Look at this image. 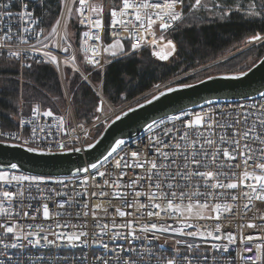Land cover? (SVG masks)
Segmentation results:
<instances>
[{"label":"snow or ice","instance_id":"snow-or-ice-1","mask_svg":"<svg viewBox=\"0 0 264 264\" xmlns=\"http://www.w3.org/2000/svg\"><path fill=\"white\" fill-rule=\"evenodd\" d=\"M105 7V0H59L45 35L40 25L46 16L52 19V0H0V48L18 61L38 53L91 83V71L79 67L68 34L74 14L88 29L80 34V47L93 69L145 47L168 61L178 52L169 38L173 33L182 35L181 44L195 43L202 25L230 21L233 13L264 26V0H113L107 13ZM260 41L264 35L257 33L247 42ZM191 87L182 83L162 91L158 83V94L145 103ZM259 95L254 104L180 108L148 123L146 142L134 150L117 139L102 161L77 166L68 175L31 174L16 162H0V264H51L32 250L65 247L80 248L81 255L63 264H264V92ZM96 96L100 115L94 119L103 124L108 117L101 119L102 87ZM137 107L144 104L137 100ZM135 110L129 107L115 120ZM17 111L16 131L0 122V145L45 156L85 150L54 138L53 125L40 122L41 116L53 117L57 132L68 134L64 118L50 108L35 103L28 118L22 108ZM160 240L164 244L156 243Z\"/></svg>","mask_w":264,"mask_h":264},{"label":"trees","instance_id":"trees-1","mask_svg":"<svg viewBox=\"0 0 264 264\" xmlns=\"http://www.w3.org/2000/svg\"><path fill=\"white\" fill-rule=\"evenodd\" d=\"M58 2L59 0H52V19L49 21L46 16L44 20L47 28L50 27V23L54 21L56 15L58 14ZM112 2L113 0H105L106 13L108 8L112 6ZM231 2L234 4L236 0H231ZM37 14H39V12H37ZM70 32L72 33L71 39L75 40V43H73L76 45L79 31L75 24L71 25ZM263 32L264 26H262L259 22H249L242 19L239 13H233L230 21L214 22L202 25L199 39L195 43L185 42L181 44L180 41L182 39V35L180 33H173L169 36V38H172L177 42L178 52L177 55L172 57L167 63H155L151 61L148 53L145 52L147 50H145L140 52L141 58H137L136 55V57H124L122 59L114 60L113 63L108 64L105 68L102 78L100 77V74L96 73L93 75L94 77L92 78V82L98 84L101 81H104L102 86L100 84V87H102V96L111 105H120L123 102H130L141 95L148 93L154 88V85L158 83H163L169 78L195 70L198 65L211 61L232 45L242 40L246 43L251 36L256 35L257 33L262 35ZM74 35L75 37H73ZM263 56L264 53L260 55L259 60ZM239 58L240 57H236L235 59L229 60L231 63H224L222 68H220L223 69V73H218L216 75L237 74L248 70L246 69L241 71L237 69V65L241 62L243 57L237 64L233 62ZM259 60H257V62ZM5 62L7 63V61ZM65 69L64 71L67 72L68 69ZM25 72H30V75L23 87L25 89V95L45 101V109L50 108L53 111L54 108H57V100L62 98V92L61 83L53 68L49 66L32 65L30 68L26 69ZM9 73H15V71L13 70ZM63 82H65L64 77ZM9 84L11 92L7 90L5 92H0V110H10V101L17 100L18 85L13 80L9 82ZM69 84L72 89L76 86L74 83ZM72 99L77 108L76 112L79 115L84 113L85 116H88L93 109V105L96 104L94 94L85 84L78 85L73 93ZM53 112L55 114H59L58 112ZM29 113L30 112L27 114ZM17 120L18 118L10 120L9 118H3L0 116V122L7 125L6 130H13L16 126ZM78 122L81 121L79 120ZM81 123L87 125L91 124L85 122ZM102 130L94 134L92 140L90 141L91 143L99 136Z\"/></svg>","mask_w":264,"mask_h":264},{"label":"water","instance_id":"water-1","mask_svg":"<svg viewBox=\"0 0 264 264\" xmlns=\"http://www.w3.org/2000/svg\"><path fill=\"white\" fill-rule=\"evenodd\" d=\"M244 73L246 75L239 76V78H233L239 73L210 76L211 79L208 77L201 80L202 82L193 83L194 87L181 88L167 93L151 104L143 101V108L133 106L136 110L129 112L127 116H122L121 120L117 121L113 117L91 143L95 145L91 149L85 146V150L79 153L67 151L45 156L28 153L24 148H13L5 144L0 145V162H16L22 166L21 171L31 174L68 175L69 170L74 172L77 166L102 161L107 152L114 147L115 140L123 139L127 144L142 135L148 123L178 114L180 108L198 111L214 104L240 103L260 99L259 93L264 92V56ZM151 98L152 96L149 99Z\"/></svg>","mask_w":264,"mask_h":264},{"label":"rangeland","instance_id":"rangeland-1","mask_svg":"<svg viewBox=\"0 0 264 264\" xmlns=\"http://www.w3.org/2000/svg\"><path fill=\"white\" fill-rule=\"evenodd\" d=\"M74 20H75V15L73 17L72 22L68 25V34H69L70 38L72 37V33L70 32V29H71V25L74 24ZM41 27L45 28V34H47V31L49 30L50 27L47 28L45 26L44 22L42 23ZM262 35H264V32ZM73 37H75V35ZM71 41L75 43V40L71 39ZM77 42H78V40H77ZM244 42L245 41L242 40V41L232 45L230 48L223 51L222 54L216 56V58H213L211 61H209L207 63L198 65L197 68H195V70H193L191 72H187V73H184L182 75H178L176 77L169 78L168 80L164 81L163 83H160V85H161L160 90H164L165 86H171L172 87V86L182 84V83L193 84V83H196L197 81H199L203 78L213 76V75H216L218 73H223V69H220V68H222V65L224 63L226 64L228 62L231 63L229 60L235 59L236 57H240V58L233 62L235 64H237L239 62V60L243 57L241 59V62L238 63V65H237L238 70L243 71V70L251 68L253 66V64L256 63L257 60H259L260 55H262L264 53V41L253 42V43H248V42L244 43ZM74 43H72V44L76 48L77 44L75 45ZM145 52L148 53L150 60L155 62V63H158V62L159 63L160 62L167 63L172 58V57L169 58L168 61H159L158 59H156L155 57H153L151 55L150 50L149 51L147 50ZM136 55H137V58H141L140 52H136L132 57H136ZM106 58H108V57H106ZM122 58H124V57H118L116 60L122 59ZM125 58H128V57H125ZM8 62L6 63L4 60L0 59V92H5L6 90L11 92V90H10L11 87H10L9 82H11L12 80L15 81L18 85L17 100H16L17 103L16 104L9 103L10 104V110H8V111L0 110V116L3 118H9L10 120H14V118L19 119L20 115H19L17 109L22 108L23 109V116H24L28 112H30L32 105H34L35 103H40L41 108L45 109L46 108V105L44 107L45 101H43L42 99H39V98H32L31 96L25 95V89L23 87L27 81V78L30 75V72H25V70L28 69V67L21 68L20 64L15 67L13 64H11V62H9V63ZM77 63L82 70H85V72L91 71V75L89 76V81L91 83L82 80L80 78L79 73H74L70 67H65L66 69H68V71L67 72L63 71V73H62V76L65 78L64 86L61 85L62 98L57 100V102H58L57 108H54L53 111H55L56 113L58 112L59 115L64 116L63 118L68 116L69 113H72L73 117L77 121L80 120L81 122L91 123V124L98 123V121H96L94 119V116L100 115V113H97L95 111V106L100 99V97L96 96V88L100 87V83H98V84L93 83L92 78L94 77L93 75L96 73L100 74V77L102 78L104 72H99L96 70H90V67H87L83 64V60L80 57L77 59ZM32 65L51 67L50 64L45 63V62H42L39 64H32ZM230 65H232V64H230ZM13 70L15 71V73H9V72H12ZM55 74H56V72H55ZM69 83H74L76 86H74L72 89ZM68 84H69V86H68ZM79 84H85L89 88V90L94 94V96L96 98V104L93 105V109L88 116H85L84 113H82V115L77 114V112H76L77 108L74 105V102L72 99L73 93L75 92V89L78 87ZM156 93H157L156 89L153 88L148 93L143 94L140 97H138V98H136L130 102H123L120 105L119 104L118 105H111L103 97L104 115L101 116V119L104 120L105 117H107L110 114L109 108H112L114 110L119 108V109H122L121 111H123V110L128 109L129 107L136 106L137 100H139V103H142V101L150 98V96H152L153 94H156ZM21 94L23 95V102L22 103L20 102ZM65 96L67 97L68 102H67V99L65 98ZM69 108H70L71 112H70ZM17 121H16V123H17ZM107 122H105L103 124H101L99 122V124L95 128L96 131L94 130L93 135L97 132H100L102 130V128L106 125ZM90 143L91 142L89 141V144Z\"/></svg>","mask_w":264,"mask_h":264},{"label":"built area","instance_id":"built-area-1","mask_svg":"<svg viewBox=\"0 0 264 264\" xmlns=\"http://www.w3.org/2000/svg\"><path fill=\"white\" fill-rule=\"evenodd\" d=\"M95 2H99V0H95ZM14 12L17 11L18 9L17 8H13L12 9ZM39 15V14H37ZM75 15V14H74ZM74 24L76 25V28L78 29V42H77V47L75 48L74 45H73V50L75 52V55L77 56V59L80 57L82 60H83V64L87 67H90V69L92 70H96V71H99V72H104L105 68L108 66V64L105 65V67L103 69H93L91 68L90 65H86V63L84 62V57H85V53H83L80 45L83 43V38L80 36V34L83 32V31H86L88 30L86 26L84 25H81L79 23V18L75 16V20H74ZM42 25V24H41ZM40 25V26H41ZM106 28H107V21H106ZM47 35V34H45ZM157 35H159V31H157ZM18 45L20 48H26L28 47L27 45H23V44H19V41H17ZM73 43V42H72ZM89 43H92L91 41ZM144 50H150L152 52V49L150 47H145L143 48L142 50L138 51V52H141V51H144ZM54 54H57L59 56V58L61 60L64 59V54L62 53H56L55 50H54ZM25 57H28V56H32L34 57L33 59H27V58H24L22 60H17L13 57H11L9 54H8V51L7 49H3V48H0V59L4 60V61H9L11 62L15 67L17 65H21V63H25V64H39L36 62V60H46L47 62L45 63H48L50 64V66L54 69V71L56 72L62 86L63 85V76H62V73L64 71V68L66 66H64L63 64H61V66L59 68H57V66L52 63L50 60H48L47 58H42L38 53H26L24 54ZM87 55H91V53H87ZM106 58V57H105ZM108 59V58H106ZM42 63V62H40ZM21 68H26V67H21ZM65 98L67 99V97L65 96ZM261 99V98H260ZM260 99H257V100H254V101H246V102H240V103H247V104H254V103H257L260 101ZM67 102H68V99H67ZM233 103H230V104H214V105H211V106H208L206 108H204L205 110H211L213 107L215 108H224L226 106H230L232 105ZM70 110V108H69ZM122 109H112V108H109V111H110V114L107 116L108 117V120L111 119L113 116H115L116 114H118ZM199 111V110H198ZM71 112V110H70ZM31 113H29L28 115H25L24 117L25 118H28L30 116ZM56 117H64L62 115H57L55 114ZM20 119V118H19ZM18 119V121H19ZM65 120V129H67V135H65V133L63 131H60V132H57V129H56V124L54 122V118L53 117H43L41 116L40 118V122L41 123H44V122H48V123H51L53 125L52 127V131L54 133V138L56 139H63L65 140V142L71 147L72 145H75L76 147H82V146H85L92 138V135L94 133V130L95 128L97 127V125L99 124L98 123H93V124H90V125H87V124H84V123H80L78 122L77 120H75V118L73 117L72 113H69L68 116H66L64 118ZM107 120V121H108ZM18 121L16 123V126L13 130L11 131H16L17 129V126H18ZM106 121V122H107ZM79 124H83L84 125V128L83 129H80L77 127V125ZM28 127V126H26ZM72 129H76L75 132L72 131ZM85 132L88 133L87 135V138H85ZM75 137H79V142H76V140L74 139ZM147 140V132L145 131L142 135H140L137 139H134L133 141L127 143L124 147L127 149H132L134 150L138 145H140L142 142H146ZM10 143V142H9ZM115 155V154H114ZM111 159V158H110ZM110 166V165H109ZM103 170V169H101ZM132 173L131 171H129V176H131ZM99 179V178H98ZM127 179V178H126ZM203 223V222H201ZM51 238V237H50ZM157 244H164V241L163 240H160V241H157L156 242ZM88 250L87 249H84V252L86 253ZM32 252L36 255V256H48L51 260V264H57V262H60V264H63V262L65 261V259L67 258L68 260L70 261H74L76 257L80 256L81 255V249L80 248H75V249H69V248H45V249H33Z\"/></svg>","mask_w":264,"mask_h":264},{"label":"bare ground","instance_id":"bare-ground-1","mask_svg":"<svg viewBox=\"0 0 264 264\" xmlns=\"http://www.w3.org/2000/svg\"><path fill=\"white\" fill-rule=\"evenodd\" d=\"M175 86H176V85H175ZM87 144H89V142H88ZM90 144H91V143H90ZM125 145H126V144H125ZM85 146H86V145H85ZM85 146H84V147H85Z\"/></svg>","mask_w":264,"mask_h":264}]
</instances>
